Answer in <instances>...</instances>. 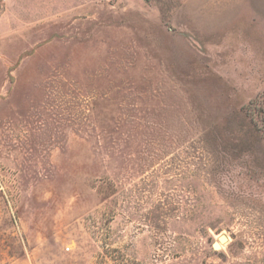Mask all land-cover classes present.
<instances>
[{"label": "rangeland", "instance_id": "obj_1", "mask_svg": "<svg viewBox=\"0 0 264 264\" xmlns=\"http://www.w3.org/2000/svg\"><path fill=\"white\" fill-rule=\"evenodd\" d=\"M260 109L264 0H0V264H264Z\"/></svg>", "mask_w": 264, "mask_h": 264}, {"label": "water", "instance_id": "obj_2", "mask_svg": "<svg viewBox=\"0 0 264 264\" xmlns=\"http://www.w3.org/2000/svg\"><path fill=\"white\" fill-rule=\"evenodd\" d=\"M219 239L221 240V242L220 243H224V242H226V240H227V238L224 236V235H220L219 236ZM214 248H219V246H214Z\"/></svg>", "mask_w": 264, "mask_h": 264}, {"label": "trees", "instance_id": "obj_3", "mask_svg": "<svg viewBox=\"0 0 264 264\" xmlns=\"http://www.w3.org/2000/svg\"><path fill=\"white\" fill-rule=\"evenodd\" d=\"M258 102H259V101H258ZM251 103H252V102H250V103H249V105H250ZM257 105H258V104H257ZM259 111H260V112H264V109H263V110H262V109H260ZM260 122H262V123H263V122H264V119H262ZM260 127L262 128V126H260ZM211 134H212V135H214V133H213V132H211Z\"/></svg>", "mask_w": 264, "mask_h": 264}, {"label": "bare ground", "instance_id": "obj_4", "mask_svg": "<svg viewBox=\"0 0 264 264\" xmlns=\"http://www.w3.org/2000/svg\"><path fill=\"white\" fill-rule=\"evenodd\" d=\"M221 241V240H220Z\"/></svg>", "mask_w": 264, "mask_h": 264}]
</instances>
